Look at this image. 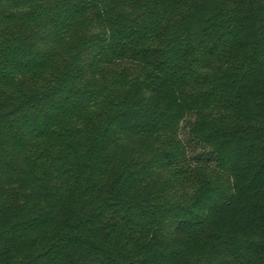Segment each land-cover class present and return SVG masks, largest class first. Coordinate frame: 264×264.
<instances>
[{"label": "trees", "instance_id": "trees-1", "mask_svg": "<svg viewBox=\"0 0 264 264\" xmlns=\"http://www.w3.org/2000/svg\"><path fill=\"white\" fill-rule=\"evenodd\" d=\"M189 114L212 204L180 142L122 151ZM200 259L264 264V0H0V264Z\"/></svg>", "mask_w": 264, "mask_h": 264}, {"label": "rangeland", "instance_id": "rangeland-1", "mask_svg": "<svg viewBox=\"0 0 264 264\" xmlns=\"http://www.w3.org/2000/svg\"><path fill=\"white\" fill-rule=\"evenodd\" d=\"M82 31L86 33L83 34V36H86L93 31H97V27L92 28L85 26L82 28ZM136 71L137 70L135 69L133 70V72ZM194 119V114H189L179 120L176 124V127L178 128L176 129V134H174V136L169 134L146 136L142 139L128 142V145L122 149L127 157L136 159L142 164L143 161L154 155V153L163 148L169 147V142H180L187 148L185 154L186 162L185 159H183L178 167L186 168L190 166V162L193 167L190 166L191 169L188 177L177 186L176 191L170 193V203L194 204L199 197L207 195L209 204H212V201H210L211 196H213L211 192L214 190H216L217 193L226 192L229 184L232 182V178L229 177L228 173L225 170L218 168L214 160H209L206 156H199V154L203 152L201 144H198L191 134V125ZM198 157L202 158L201 163L196 159ZM150 181L151 183H155L156 180L152 177L149 182ZM160 184L164 186L163 183ZM199 248L200 246H197L196 251ZM211 250L212 246L204 248L202 250L201 258L206 257L208 259ZM200 264H202L201 259Z\"/></svg>", "mask_w": 264, "mask_h": 264}]
</instances>
